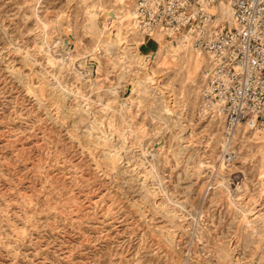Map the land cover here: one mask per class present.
<instances>
[{"label": "rangeland", "instance_id": "rangeland-1", "mask_svg": "<svg viewBox=\"0 0 264 264\" xmlns=\"http://www.w3.org/2000/svg\"><path fill=\"white\" fill-rule=\"evenodd\" d=\"M127 1L0 0V264H264V125L223 162L206 53Z\"/></svg>", "mask_w": 264, "mask_h": 264}, {"label": "built area", "instance_id": "built-area-1", "mask_svg": "<svg viewBox=\"0 0 264 264\" xmlns=\"http://www.w3.org/2000/svg\"><path fill=\"white\" fill-rule=\"evenodd\" d=\"M221 1L133 0V8L141 30L185 34L207 54L201 108L216 106L224 116L222 160L231 163L239 125L264 124V0H224L232 7L233 27L210 10Z\"/></svg>", "mask_w": 264, "mask_h": 264}, {"label": "bare ground", "instance_id": "bare-ground-1", "mask_svg": "<svg viewBox=\"0 0 264 264\" xmlns=\"http://www.w3.org/2000/svg\"><path fill=\"white\" fill-rule=\"evenodd\" d=\"M124 5H126V8H128V18L130 21L129 32L133 33L134 31H136V32H138L139 35H142L140 37L133 36L131 38V40H129L130 42L129 41L127 42L129 47L132 48L133 50H135L137 47L140 48V46L146 41L145 37H147V36L150 37L149 41L152 40L154 43L157 44L156 47L153 50H151V52L149 54L141 53L142 56L147 57V55H149V57H150L152 55H158L159 52H161V50L167 45H171L174 50L177 48H181V47L187 48L190 46L196 50H199V52H197V54L199 56L203 55L204 52L201 49L195 47L193 45V43L191 42V40H189V38L185 36V34L176 35L174 33H171L170 31H167V30H164L161 28H154V29H152V31H149V32L141 30L140 18L137 16L136 12L134 11L133 0H128L126 3H124ZM210 10L212 12H216L219 15V17L222 20H224L230 27H233L235 25L234 18H233V10H232L231 5L227 1L223 0L220 3L213 5L210 8ZM172 41L176 42L178 44L174 45V44H172ZM172 48H171V50H172ZM137 51H140V49H136V52ZM147 58H145L144 60H147ZM145 68H147V67H145ZM137 73L140 74L138 71L134 72L135 81H137V78H139V76H137ZM161 92L163 94L159 93L158 101L162 102V105H165V100H166L165 96L166 95H165V92L163 90ZM202 114L203 115L212 114L217 119H220L221 121L224 120V116L222 115V113L220 112V110L216 106H213L210 109H202ZM244 122H247V121H244ZM244 122H242V123H244ZM241 124L239 126H241ZM224 125H225V123H224ZM238 129H237V131H238ZM236 133H238V132H236Z\"/></svg>", "mask_w": 264, "mask_h": 264}]
</instances>
